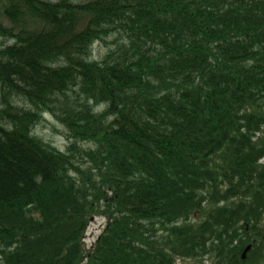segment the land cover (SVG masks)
I'll list each match as a JSON object with an SVG mask.
<instances>
[{"label":"trees","instance_id":"16d2710c","mask_svg":"<svg viewBox=\"0 0 264 264\" xmlns=\"http://www.w3.org/2000/svg\"><path fill=\"white\" fill-rule=\"evenodd\" d=\"M178 259L264 264V0H0V264Z\"/></svg>","mask_w":264,"mask_h":264},{"label":"rangeland","instance_id":"374dc122","mask_svg":"<svg viewBox=\"0 0 264 264\" xmlns=\"http://www.w3.org/2000/svg\"><path fill=\"white\" fill-rule=\"evenodd\" d=\"M109 47V43L95 42L93 45V58L99 59L104 55L106 49ZM35 133L38 134L43 139L50 141L59 149H64L68 144V140L65 135V131L49 113L43 115L42 121L35 126ZM83 145H87L84 143ZM106 218L104 216L96 215L93 216L89 222L88 228L86 230L85 241L88 246H91L93 241L96 239L103 226L105 225ZM179 264H188L190 261L183 262V260L178 259Z\"/></svg>","mask_w":264,"mask_h":264},{"label":"water","instance_id":"95a60500","mask_svg":"<svg viewBox=\"0 0 264 264\" xmlns=\"http://www.w3.org/2000/svg\"><path fill=\"white\" fill-rule=\"evenodd\" d=\"M248 248H250V247L247 246V247L245 248V250L243 251V256H245V253H246L245 251H247Z\"/></svg>","mask_w":264,"mask_h":264}]
</instances>
